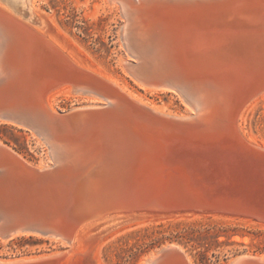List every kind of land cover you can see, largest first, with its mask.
I'll use <instances>...</instances> for the list:
<instances>
[{"label":"bare ground","instance_id":"obj_1","mask_svg":"<svg viewBox=\"0 0 264 264\" xmlns=\"http://www.w3.org/2000/svg\"><path fill=\"white\" fill-rule=\"evenodd\" d=\"M156 1L107 0L111 7L118 8L117 3L121 5L124 21L120 36L126 47L121 58L123 66L146 90L178 95L187 106L182 112L148 101L117 78L75 57L48 30L45 17L41 16L38 22H34L36 7L33 0H0V6L19 20L23 19L16 14L23 15L24 23L35 33L36 44L47 51L39 69L43 78L54 75V81L59 85L55 91L44 96L52 111H57L55 98L58 95L83 96L87 102L79 105L87 109L109 102L127 122L144 130L150 147H154L153 143L157 144L165 156L175 155L177 159L206 158L209 153H220L229 159H233L230 157L233 155L264 162V143L248 139L241 127L246 120L244 114L247 109L264 96L263 92L244 106L247 96L251 97L264 87V0H166L162 4ZM27 8L31 12L30 18ZM4 57L0 51V69L6 66ZM211 80L213 84H210ZM0 147L10 151L13 154L11 157L30 162L2 141ZM0 157L6 158V153L0 150ZM227 187L241 196L250 194L237 186ZM257 191L261 189L255 193ZM183 215L254 216L264 224V211L115 214L90 221L81 227L52 222V229L63 232L68 241L59 242L54 237L33 235L57 241L66 245L67 250L40 258L37 264L60 263L67 254L73 256V252L81 250L82 253L87 241L98 229L122 218ZM31 235L20 231L13 222L0 221L1 241ZM170 246L185 252L178 244ZM252 257L264 260V255ZM95 258L92 254L88 255L89 264H98ZM154 258L152 256L148 264H152ZM187 258L194 264L189 254ZM2 262L20 264L23 260L18 263ZM141 264H145L143 259Z\"/></svg>","mask_w":264,"mask_h":264},{"label":"water","instance_id":"obj_2","mask_svg":"<svg viewBox=\"0 0 264 264\" xmlns=\"http://www.w3.org/2000/svg\"><path fill=\"white\" fill-rule=\"evenodd\" d=\"M23 20L0 6V51L6 65L0 69V122L33 132L47 156L28 163L0 147L7 156L0 159V221L62 242L67 237L50 223L81 227L115 214L258 212L250 199L211 177L207 158L165 156L109 102L52 111L44 96L59 85L54 75L43 78L39 66L47 51L36 44L34 31ZM263 92L264 87L247 96L244 106ZM170 245L148 253L145 264L152 256V264H191L185 249ZM252 256L240 254L229 264H264Z\"/></svg>","mask_w":264,"mask_h":264},{"label":"rangeland","instance_id":"obj_3","mask_svg":"<svg viewBox=\"0 0 264 264\" xmlns=\"http://www.w3.org/2000/svg\"><path fill=\"white\" fill-rule=\"evenodd\" d=\"M33 2L36 7L34 22H38L41 16L45 17L49 24L48 30L68 47L75 57L107 72L150 102L160 103L176 112L186 110L187 106L178 95L146 90L123 66L121 58L125 49L121 42L120 30L124 20L117 7H111L107 0ZM27 11L30 12L28 8ZM29 15L30 18L31 12ZM85 102L87 98L83 96L58 95L55 98V105L60 110ZM245 117L241 127L246 137L253 142L264 143V96L247 109ZM0 141L35 163L47 156V149L37 136L20 127L0 123ZM230 157L233 159L220 153H209L208 157L206 155L210 175L218 176L227 186L245 189L250 193L246 197L257 203L254 207L262 213L264 162L233 155ZM258 189L261 191L255 193ZM251 217L128 216L98 229L87 241L82 253V250L73 252V256L65 255L60 263H51L89 264L87 257L92 254L98 264H141L142 259L151 251L175 243L186 250L194 264H229L240 254L264 255V224L258 217ZM59 250L66 251L67 246L34 235L19 236L8 241L0 240V261L18 263L23 260L20 264H37L38 259ZM50 259L54 260L52 257Z\"/></svg>","mask_w":264,"mask_h":264}]
</instances>
